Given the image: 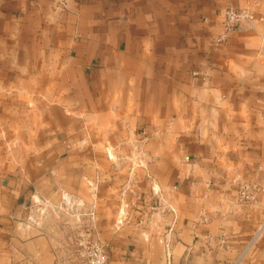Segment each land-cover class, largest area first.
Returning <instances> with one entry per match:
<instances>
[{"label":"crops","instance_id":"obj_1","mask_svg":"<svg viewBox=\"0 0 264 264\" xmlns=\"http://www.w3.org/2000/svg\"><path fill=\"white\" fill-rule=\"evenodd\" d=\"M263 223L264 0H0V264H80L85 229L106 264H264Z\"/></svg>","mask_w":264,"mask_h":264},{"label":"built area","instance_id":"obj_2","mask_svg":"<svg viewBox=\"0 0 264 264\" xmlns=\"http://www.w3.org/2000/svg\"><path fill=\"white\" fill-rule=\"evenodd\" d=\"M223 31L225 33L231 32L233 27L239 22L241 18L248 17L247 14L243 12H238L232 7H227L223 15ZM222 38H219L218 41H221ZM257 191H263L256 186H247L243 185L239 188V199L243 202H249L254 198V194ZM66 206L72 208L70 201H66ZM264 223L258 230L256 238L263 232ZM255 238V239H256ZM74 248L77 257L80 259L82 264H106L107 263V254L105 246L94 240L92 237V232L90 229H85L79 231L74 238Z\"/></svg>","mask_w":264,"mask_h":264},{"label":"rangeland","instance_id":"obj_3","mask_svg":"<svg viewBox=\"0 0 264 264\" xmlns=\"http://www.w3.org/2000/svg\"><path fill=\"white\" fill-rule=\"evenodd\" d=\"M79 232V231H78ZM77 232V233H78ZM75 233L73 234V237L71 236V240H65V248L67 250V252L69 254L72 255V257H74L80 264H82V262L80 261V259L77 257L76 253H75V248H74V237H75Z\"/></svg>","mask_w":264,"mask_h":264}]
</instances>
